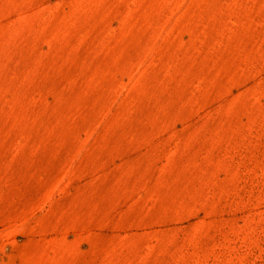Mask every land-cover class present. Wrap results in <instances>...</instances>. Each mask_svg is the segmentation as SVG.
<instances>
[{
	"label": "rangeland",
	"instance_id": "obj_1",
	"mask_svg": "<svg viewBox=\"0 0 264 264\" xmlns=\"http://www.w3.org/2000/svg\"><path fill=\"white\" fill-rule=\"evenodd\" d=\"M0 264H264V0H0Z\"/></svg>",
	"mask_w": 264,
	"mask_h": 264
}]
</instances>
